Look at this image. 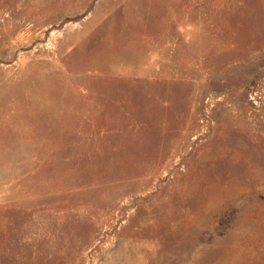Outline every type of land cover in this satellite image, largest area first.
<instances>
[{"label": "rangeland", "instance_id": "rangeland-1", "mask_svg": "<svg viewBox=\"0 0 264 264\" xmlns=\"http://www.w3.org/2000/svg\"><path fill=\"white\" fill-rule=\"evenodd\" d=\"M0 264H264V0H0Z\"/></svg>", "mask_w": 264, "mask_h": 264}]
</instances>
